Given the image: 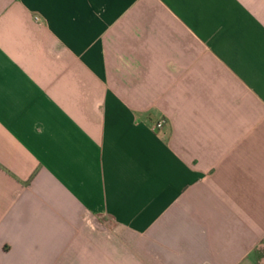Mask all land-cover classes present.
Listing matches in <instances>:
<instances>
[{
  "label": "crops",
  "instance_id": "1",
  "mask_svg": "<svg viewBox=\"0 0 264 264\" xmlns=\"http://www.w3.org/2000/svg\"><path fill=\"white\" fill-rule=\"evenodd\" d=\"M0 264H264V0H0Z\"/></svg>",
  "mask_w": 264,
  "mask_h": 264
},
{
  "label": "built area",
  "instance_id": "2",
  "mask_svg": "<svg viewBox=\"0 0 264 264\" xmlns=\"http://www.w3.org/2000/svg\"><path fill=\"white\" fill-rule=\"evenodd\" d=\"M163 124H164V121H160V122H158V123L155 125V128H156V129H160V128H162Z\"/></svg>",
  "mask_w": 264,
  "mask_h": 264
}]
</instances>
